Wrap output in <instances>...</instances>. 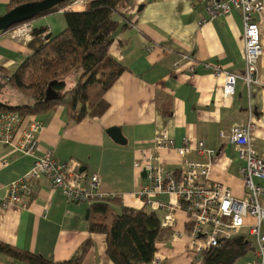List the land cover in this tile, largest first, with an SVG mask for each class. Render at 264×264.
Returning a JSON list of instances; mask_svg holds the SVG:
<instances>
[{
	"label": "crops",
	"instance_id": "obj_1",
	"mask_svg": "<svg viewBox=\"0 0 264 264\" xmlns=\"http://www.w3.org/2000/svg\"><path fill=\"white\" fill-rule=\"evenodd\" d=\"M10 3L0 0V16ZM66 11L54 14L57 23L48 15L32 26L43 29L45 38L52 37L65 28ZM122 13L125 19H116L127 27L113 33L109 53L124 71L104 96L107 109L100 117H86L79 122L70 121L61 106L45 115L25 117L23 128L33 120L43 123V130L35 135V156L50 153L57 161L72 164L83 181L97 175L99 191L115 195L106 203L116 212L121 207L143 208L161 220L164 211L144 205L135 194L147 180L138 175L134 162L141 152H152L155 137L165 132L176 148L184 140L203 142L206 149L215 152L210 179L228 188L233 196H244L240 174L244 162L235 146L219 134L252 119V144L264 155V90L248 87L239 79L230 105L225 106L224 77L215 76L211 68L219 65L225 72L242 75L244 44L239 13L232 11L201 24L206 14L203 5L193 0H129ZM254 19L259 23L256 16ZM261 30L263 55L258 70L264 78V20ZM30 54L28 45L9 37V30L0 32V67L11 73ZM177 61L182 65L178 72L173 69ZM190 66L192 73L187 70ZM14 99L25 101L18 96ZM111 128L120 131L125 143L120 145L111 139L107 134ZM189 159L203 163L209 160L195 152ZM160 160L167 171L178 175L181 160L175 152H163ZM33 162L34 157L0 144V242L58 263L69 260L84 242L90 241L81 264H113L106 255L104 235L89 232V204L67 201L53 189L49 178L39 176L30 181L25 208L1 207L8 185L26 174ZM255 183L263 190L260 202L264 207V180L256 179ZM156 200L178 203L174 196L160 195ZM176 216V229L185 231L184 215ZM261 231L264 233V223ZM241 237L249 241L250 247L234 264H251L256 241L247 235V229L242 230ZM188 244L187 236L174 239L169 230H162L153 261L159 258V264H194ZM0 264L25 263L0 253Z\"/></svg>",
	"mask_w": 264,
	"mask_h": 264
},
{
	"label": "built area",
	"instance_id": "obj_2",
	"mask_svg": "<svg viewBox=\"0 0 264 264\" xmlns=\"http://www.w3.org/2000/svg\"><path fill=\"white\" fill-rule=\"evenodd\" d=\"M194 4L203 5L206 17L201 24L218 17L227 16L232 11L239 13L243 25L244 70L242 75L225 72L221 66H211L215 76L224 77L222 91L225 106L230 105L234 96L235 84L241 79L246 86H257L264 90V78L260 76L258 61L263 55L261 24L264 20V0H193ZM88 0H72L62 11L81 12ZM257 17V23L254 17ZM9 37L23 45L35 40L31 23L24 22L9 30ZM40 37L45 38V34ZM188 59L187 57L182 58ZM181 62L173 64L175 71L181 70ZM192 73L193 67H187ZM24 116L12 112H0V144L8 146L21 154L34 157L32 167L19 180L8 185V193L1 207L7 209L12 205L26 207L24 198L30 194V181L45 176L52 182L55 191L73 203L108 202L115 195L99 191V178L92 174L86 181L79 178L75 166L59 162L50 153L36 157L37 138L35 135L43 130V123L33 120L23 128ZM254 122L249 119L242 125H234L228 132H221L219 137L235 146L238 157L244 162L240 170L245 188L242 197H235L221 183L210 179L211 159L215 152L205 148L203 142L184 140L179 148L165 132L154 139L152 152H141L134 162V169L140 176L143 172L147 184L136 189L137 198L146 206L162 209L164 216L160 228L169 230L171 238L187 236L188 250L194 255L195 263L202 264V254L217 248L222 242L241 236L247 229V235L256 241L255 260L251 264H264V207L260 199L263 194L261 186L255 180H264V155L253 147L251 132ZM163 152H175L181 164L178 175L167 171L161 164ZM195 152L206 155L208 162L203 163L189 159ZM160 195L174 196L178 203L156 200ZM177 213L185 217V231L177 230ZM157 258L152 264H159Z\"/></svg>",
	"mask_w": 264,
	"mask_h": 264
},
{
	"label": "trees",
	"instance_id": "obj_3",
	"mask_svg": "<svg viewBox=\"0 0 264 264\" xmlns=\"http://www.w3.org/2000/svg\"><path fill=\"white\" fill-rule=\"evenodd\" d=\"M40 1L43 0H11L6 12ZM71 1L66 0L34 19L58 13ZM128 4L129 0L89 1L84 11L64 12L65 28L49 38L42 39L40 35L44 30L34 28L35 40L28 45L31 54L11 73L0 67V112L30 117L48 114L61 106L73 122L100 117L107 109L106 92L124 71L110 55L109 47L113 33L127 27L116 18L125 19L122 10ZM75 71L79 72V77L75 85L67 89L65 76ZM49 87L57 94L55 100H45ZM8 89L25 101L19 103L14 97H6ZM87 223L90 233L104 235L106 255L113 264H152L163 230L154 212L128 207L116 212L108 203L94 201L88 208ZM89 247L90 241L84 242L73 257L58 263L2 242L0 253L25 264H81ZM249 247L246 238H232L204 252L202 264H234Z\"/></svg>",
	"mask_w": 264,
	"mask_h": 264
},
{
	"label": "water",
	"instance_id": "obj_4",
	"mask_svg": "<svg viewBox=\"0 0 264 264\" xmlns=\"http://www.w3.org/2000/svg\"><path fill=\"white\" fill-rule=\"evenodd\" d=\"M66 0H43L36 3H26L14 7L9 12L0 16V32H6L13 26L28 22L40 13L46 12L54 6L64 3ZM57 98V94L49 87L46 91L45 100L52 101ZM107 134L117 144H123L125 141L122 139L120 131L117 128L107 130ZM145 178V173L141 174Z\"/></svg>",
	"mask_w": 264,
	"mask_h": 264
},
{
	"label": "rangeland",
	"instance_id": "obj_5",
	"mask_svg": "<svg viewBox=\"0 0 264 264\" xmlns=\"http://www.w3.org/2000/svg\"><path fill=\"white\" fill-rule=\"evenodd\" d=\"M54 14H51L50 17H51V20L53 22V20L55 19V16ZM38 19H34L33 21H31V25L33 24L34 26L35 25H38L37 24V21ZM55 22H56V19H55ZM57 23V22H56ZM79 77V72L78 71H75L67 76H65V82H66V88L69 89L71 87H73L76 83V80L78 79ZM7 95L6 97H15L16 95L18 96V98L20 97V95L17 94V92L11 90V89H8L7 90Z\"/></svg>",
	"mask_w": 264,
	"mask_h": 264
}]
</instances>
